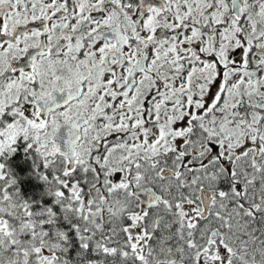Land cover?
<instances>
[{
  "label": "snow or ice",
  "instance_id": "1",
  "mask_svg": "<svg viewBox=\"0 0 264 264\" xmlns=\"http://www.w3.org/2000/svg\"><path fill=\"white\" fill-rule=\"evenodd\" d=\"M0 264H264V0H0Z\"/></svg>",
  "mask_w": 264,
  "mask_h": 264
}]
</instances>
